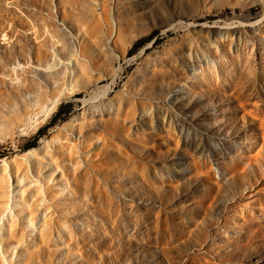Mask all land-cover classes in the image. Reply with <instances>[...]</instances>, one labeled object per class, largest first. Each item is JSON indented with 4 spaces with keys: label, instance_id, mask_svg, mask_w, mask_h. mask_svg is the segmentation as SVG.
<instances>
[{
    "label": "rangeland",
    "instance_id": "obj_1",
    "mask_svg": "<svg viewBox=\"0 0 264 264\" xmlns=\"http://www.w3.org/2000/svg\"><path fill=\"white\" fill-rule=\"evenodd\" d=\"M0 264H264V0H0Z\"/></svg>",
    "mask_w": 264,
    "mask_h": 264
},
{
    "label": "trees",
    "instance_id": "obj_2",
    "mask_svg": "<svg viewBox=\"0 0 264 264\" xmlns=\"http://www.w3.org/2000/svg\"><path fill=\"white\" fill-rule=\"evenodd\" d=\"M44 130H45L44 128H41V129L39 130V135L43 134ZM35 143H36V139L30 141V142L26 145V147H32V146L35 145Z\"/></svg>",
    "mask_w": 264,
    "mask_h": 264
}]
</instances>
